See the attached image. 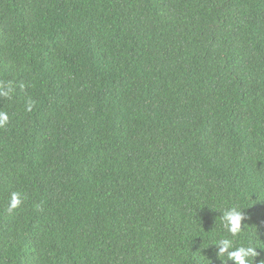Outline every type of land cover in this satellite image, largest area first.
Here are the masks:
<instances>
[{
	"label": "trees",
	"instance_id": "16d2710c",
	"mask_svg": "<svg viewBox=\"0 0 264 264\" xmlns=\"http://www.w3.org/2000/svg\"><path fill=\"white\" fill-rule=\"evenodd\" d=\"M9 83L0 264L264 261V0H0Z\"/></svg>",
	"mask_w": 264,
	"mask_h": 264
},
{
	"label": "clouds",
	"instance_id": "9594fccd",
	"mask_svg": "<svg viewBox=\"0 0 264 264\" xmlns=\"http://www.w3.org/2000/svg\"><path fill=\"white\" fill-rule=\"evenodd\" d=\"M14 88L11 83L7 86L0 85V96L10 98ZM34 102H29L27 105V111H32ZM9 124V114L5 111H0V128H4ZM26 197H22L21 192L14 191L11 193L10 199L8 201L7 212L11 213L15 209L21 206L23 200ZM221 219L223 221L225 229L233 236H237L242 232V222L245 221L246 216L243 211L236 208L229 209L221 213ZM247 225H245L246 227ZM216 247L220 248L218 256H224L227 254L228 261H235L236 264H253V258L255 261L259 256L257 248L249 243L248 246L235 247L231 240L220 239L216 243ZM260 264H264L261 261Z\"/></svg>",
	"mask_w": 264,
	"mask_h": 264
}]
</instances>
